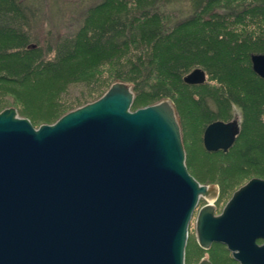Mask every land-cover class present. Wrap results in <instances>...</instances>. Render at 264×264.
Masks as SVG:
<instances>
[{
    "label": "water",
    "instance_id": "obj_1",
    "mask_svg": "<svg viewBox=\"0 0 264 264\" xmlns=\"http://www.w3.org/2000/svg\"><path fill=\"white\" fill-rule=\"evenodd\" d=\"M250 63L264 80V54ZM205 80L199 68L183 78ZM134 96L115 81L38 128L14 107L0 112V264H184L201 198L199 247L221 243L239 264H264V179H249L215 215L219 189L187 171L172 100L131 111ZM237 133L236 120L212 122L204 149L227 152Z\"/></svg>",
    "mask_w": 264,
    "mask_h": 264
},
{
    "label": "trees",
    "instance_id": "obj_2",
    "mask_svg": "<svg viewBox=\"0 0 264 264\" xmlns=\"http://www.w3.org/2000/svg\"><path fill=\"white\" fill-rule=\"evenodd\" d=\"M252 54H264V0H0V94L55 81L67 111L122 81L137 109L171 99L182 126L187 113L205 129L233 111L240 132L228 151L240 143L245 166L264 155V80ZM197 68L205 82L185 84Z\"/></svg>",
    "mask_w": 264,
    "mask_h": 264
},
{
    "label": "rangeland",
    "instance_id": "obj_3",
    "mask_svg": "<svg viewBox=\"0 0 264 264\" xmlns=\"http://www.w3.org/2000/svg\"><path fill=\"white\" fill-rule=\"evenodd\" d=\"M70 18L71 16H69V13L66 14L65 20L67 22ZM50 28L51 27H49V29ZM49 29L46 28L44 31L41 30L42 34L45 35V33ZM50 30L52 31V29ZM66 33L67 32H65L64 29H61L59 35H63ZM44 37L45 36H43L42 38ZM54 82L55 81H42V84L37 83L36 85L38 86H34L35 89L34 87H31L29 90L27 88H24L22 92L27 93H21V91L19 89L17 90V88L15 87L9 88V90L7 91H2L0 94V107L6 109L9 107H14V105L19 106L22 112L19 110L17 111V108L14 107L17 111L18 116L20 118L28 119L34 128H38L39 126L44 124H53L61 116L75 109L73 108L67 111L66 109H64L60 111L63 102H61V99L58 98V96L52 97L54 93H57L56 85H53ZM207 84L210 87L214 86V82H207ZM180 105H182V103ZM144 107L148 106H143L140 108ZM135 110H137V108L131 107V111ZM232 116L234 117L237 115H234V112L232 111ZM230 119L232 118H229L228 121ZM238 119L239 121L241 120L240 118ZM198 123L199 122L197 116L191 117V115L187 113L186 120L183 122V126L180 124L182 143L185 152V165L189 174L199 184L216 185L218 187L219 196L217 201L215 202V205L217 206V210L219 211L222 210L227 201L231 198L232 194L238 188L243 186L249 179L254 177L264 179V155L259 158V165L245 166L246 164H244V161L242 160L243 156L241 155L245 150L244 147L240 145V143L237 144L235 150L233 149V147L230 151H227V153L223 155H215V153L207 152L202 145V133L204 131V126H198ZM199 139L201 141H199ZM221 164H232V169L235 173H233V171H226L222 169ZM205 204L206 201L201 198L193 214V218L189 226V237L185 247L184 264H197L203 258L212 261L214 264H237L229 258L228 251L226 250V247L224 245L214 244L209 251H203L198 247L196 236L194 235V222L197 211Z\"/></svg>",
    "mask_w": 264,
    "mask_h": 264
},
{
    "label": "flooded vegetation",
    "instance_id": "obj_4",
    "mask_svg": "<svg viewBox=\"0 0 264 264\" xmlns=\"http://www.w3.org/2000/svg\"><path fill=\"white\" fill-rule=\"evenodd\" d=\"M238 118L236 117V116H234V117H232V119H230L229 121H222V122H231V121H237V126H238V133H237V135H236V138H235V141H236V139H237V137H238V135H239V132H240V121H239V119L237 120ZM213 122H215V121H213ZM212 123V122H211ZM210 124V123H209ZM206 128V127H205ZM202 136H203V133H202ZM235 143V142H234ZM202 145H203V143H202ZM233 146V145H232ZM221 211L222 210H217V206L215 205V212H214V214L215 215H219L220 213H221ZM193 218V217H192ZM191 223V222H190ZM195 223V222H194ZM190 226V225H189ZM194 233H195V225H194ZM195 235V234H194ZM188 237H189V229H188ZM256 243L258 244V245H260V244H262L263 243V240H257L256 241ZM214 244H221V243H212L211 244V246L209 247V249L208 250H203L202 248H200L199 247V245H198V247L201 249V250H203V251H209L210 250V248L214 245ZM221 245H223V244H221ZM225 246V245H224ZM226 247V246H225ZM226 250L228 251V256H229V258L233 261V262H236L237 264H239L237 261H235V259L232 257V254H231V252L227 249V247H226ZM211 264H214L212 261H210V260H208ZM197 264H199V263H197Z\"/></svg>",
    "mask_w": 264,
    "mask_h": 264
}]
</instances>
